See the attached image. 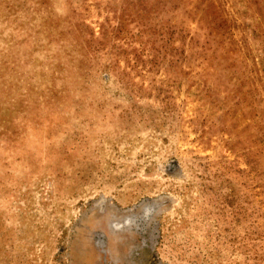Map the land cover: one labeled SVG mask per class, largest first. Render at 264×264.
<instances>
[{"label":"rangeland","instance_id":"374dc122","mask_svg":"<svg viewBox=\"0 0 264 264\" xmlns=\"http://www.w3.org/2000/svg\"><path fill=\"white\" fill-rule=\"evenodd\" d=\"M0 264H264V0H0Z\"/></svg>","mask_w":264,"mask_h":264}]
</instances>
